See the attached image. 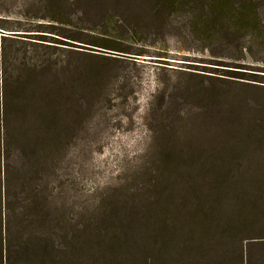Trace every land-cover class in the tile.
I'll list each match as a JSON object with an SVG mask.
<instances>
[{"label": "rangeland", "instance_id": "obj_1", "mask_svg": "<svg viewBox=\"0 0 264 264\" xmlns=\"http://www.w3.org/2000/svg\"><path fill=\"white\" fill-rule=\"evenodd\" d=\"M222 2L215 24L195 1L0 0L40 211L75 243L60 264H179L194 247L240 264L238 223L264 212V0L260 30L242 27L250 0Z\"/></svg>", "mask_w": 264, "mask_h": 264}, {"label": "trees", "instance_id": "obj_2", "mask_svg": "<svg viewBox=\"0 0 264 264\" xmlns=\"http://www.w3.org/2000/svg\"><path fill=\"white\" fill-rule=\"evenodd\" d=\"M181 1L188 5L192 1L199 3L202 10L206 9L210 20L215 24L219 23L223 0ZM236 7L235 1L231 2L230 16L237 12ZM241 15L242 27L250 26L253 29L255 26V30H260V10L252 0L243 6ZM0 30L9 32L2 28ZM10 36L15 37L7 34L0 37V264H60L62 256L66 255L63 245L71 240L61 227H55L48 222L49 213L40 211L37 201L44 181L43 164L40 160L43 150L38 143L40 139L35 135V132L40 131L34 129V124L27 126L21 120L22 115L28 116L33 105L27 102L22 107L19 101L20 94L25 100L30 97L31 91L27 89L30 83H25V77L16 76L10 71V57L13 53L8 45L11 41H16ZM24 57L18 58L19 66L27 69L30 66L25 62L21 64ZM43 64L48 68L53 66H49L48 61ZM22 67L18 68L23 69ZM45 107L50 111L55 104L47 97ZM250 190L253 188L247 183L242 191L247 193ZM247 197L246 194L242 196ZM251 207L255 218H241L238 223V231L246 239L240 241L237 260L240 264H264V228L253 230L260 218L264 221V212L254 205ZM96 232L101 233V230ZM69 246L75 248L74 241ZM215 252L209 248L204 250L194 247L189 257L181 260L179 264L221 263L216 257H212Z\"/></svg>", "mask_w": 264, "mask_h": 264}]
</instances>
